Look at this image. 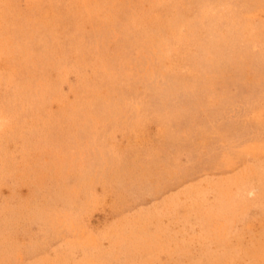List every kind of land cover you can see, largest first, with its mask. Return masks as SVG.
I'll list each match as a JSON object with an SVG mask.
<instances>
[{"label":"rangeland","instance_id":"rangeland-1","mask_svg":"<svg viewBox=\"0 0 264 264\" xmlns=\"http://www.w3.org/2000/svg\"><path fill=\"white\" fill-rule=\"evenodd\" d=\"M0 264H264V0H0Z\"/></svg>","mask_w":264,"mask_h":264},{"label":"bare ground","instance_id":"bare-ground-1","mask_svg":"<svg viewBox=\"0 0 264 264\" xmlns=\"http://www.w3.org/2000/svg\"><path fill=\"white\" fill-rule=\"evenodd\" d=\"M125 29V28H124Z\"/></svg>","mask_w":264,"mask_h":264}]
</instances>
